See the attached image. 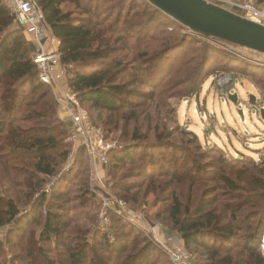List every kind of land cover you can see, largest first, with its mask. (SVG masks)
<instances>
[{
  "label": "trees",
  "instance_id": "trees-1",
  "mask_svg": "<svg viewBox=\"0 0 264 264\" xmlns=\"http://www.w3.org/2000/svg\"><path fill=\"white\" fill-rule=\"evenodd\" d=\"M33 1L41 9L51 35L60 41V64L66 69L69 87L81 104H88L94 111L99 112L97 118L90 114L91 119L104 130L106 137L112 130L123 129L124 137L131 136L133 142L141 141L137 146L141 151L148 150L150 145L159 147L167 143L166 138L169 134L166 125L160 120L162 113L156 116L152 108L158 97L163 98L159 87L168 77L171 82H177L181 87L189 85L183 91L184 96L187 97L199 93L202 83L213 74L215 64L220 63L219 68L224 72L243 71L251 78H255L264 92V68L261 65L251 61L246 62L232 56L226 50L212 48L206 44H203V48H194L191 53H186L178 63L179 66L175 68L176 62L181 58V53L178 54L180 47L191 37L187 34L177 41V36L172 35L174 31L172 34H166L165 29V31L160 29L167 23L175 24L182 30L186 27L147 0H103L117 4L115 10L118 12L112 20L99 14L102 0ZM94 2L96 5L92 4ZM129 2L131 5L142 2L144 8L141 12L132 14V11H126V17L139 16L141 20L132 22L131 19H126L125 25L120 28L123 11ZM68 4H74V10L65 9ZM163 19L167 22H162ZM14 22L10 8L0 0V191L3 193L0 194V226L14 221L18 226H23L24 221L30 224L34 222L32 215L45 202L44 196L34 200L35 194L44 184V179L41 177L56 174L58 166L71 151L69 131L65 123L56 117L59 104L54 96L53 87L41 80L40 69L34 62L36 48L24 31L14 26ZM115 29H121L124 34L116 36L118 32ZM151 32L154 33L150 34L149 39L146 38ZM133 33L138 35L134 44L129 37ZM212 39L225 42L217 38ZM119 43H123L124 46L121 45L119 48ZM136 43L141 44V47ZM122 50L126 52L127 60L132 57L128 60L130 64L125 62L124 56H118ZM172 52L177 54L168 57ZM161 55L165 56L160 58ZM150 57L158 58L150 59ZM225 60L226 62L223 63ZM138 63L146 65V69ZM148 63L151 65L149 68ZM125 78L129 80L120 83ZM143 86H147L149 90H142ZM135 99L142 100L136 102ZM148 103L150 104L147 105ZM144 105L152 109L145 116H143L144 110H140ZM167 105V103L162 105L160 111ZM182 132L191 135L186 141L189 142L188 147L198 152L181 159L190 161L192 164L190 171L195 175L194 171L203 169L204 165L200 163L207 161L206 154L201 152L197 134L185 130ZM66 138L69 144L65 142ZM142 143L150 145L146 146ZM133 148L115 150L109 154V161H115L113 174L120 169V163L136 159L138 150ZM183 150L188 151V148ZM86 155L85 150L81 149L76 163L84 164ZM179 168L181 169L180 163L177 162L170 175L171 179L178 182L185 179ZM21 172L25 178H21ZM157 173L150 175L146 184L142 182L135 186L138 191L135 192L133 199L129 195L134 189V184L129 185L124 183L123 179H119L115 183V190L122 192V195L119 193L121 197L138 204L141 198L140 191L144 193L142 197L146 198L150 194L156 195L164 186L159 181ZM70 175L66 178L71 181ZM225 179L224 188L234 190L231 189L234 181L229 177ZM8 184L11 190L23 187V191L26 192L23 201L25 204L33 203L31 210L21 212L18 199L10 194L7 198L8 193L4 191ZM76 187L79 190L87 188L84 190V195L88 198L92 195L89 188L86 185L82 186L81 182H78ZM168 187L172 189V184ZM61 193L66 197L71 190L67 188ZM169 201L167 221H170L174 229L181 233L185 248L205 249L202 255L205 258L204 264H264V251L261 249L264 244L263 223L258 236L246 235L242 242H237L238 233H244L250 225V219H242L244 214L238 216L243 205L238 204L235 210V206L233 208L228 204V207H231L228 212L232 215L221 217L217 213L220 203L217 196L201 198L194 210L189 208L184 210L182 201L175 191L171 192ZM67 217L66 212L60 214L50 207L45 214L41 240L55 236L61 242V239L66 237L69 239L70 235H73L70 239L77 242V245L68 253V264H88L91 246L89 243L91 240L88 238L90 230L85 229L84 224L67 222L65 220ZM111 219L112 231L117 235V240L111 241L108 235L102 232L104 236L98 242H101V246L105 249L104 254L110 255V258L94 257V264H121L119 256H122L125 264H162V258L154 256L151 260L147 258L152 246L147 237L143 238L144 242L135 244L138 239L136 238L134 245L132 244V236L135 232L139 233V228L126 223L115 214H112ZM74 229L75 234L68 232ZM17 230L22 231L23 235L28 231L23 227H18ZM218 238L227 240L225 245L217 242ZM99 244L92 243V248H96ZM238 247H243L245 251H237ZM30 252H33L29 253L30 256L35 253V251ZM37 252L40 256L44 254L41 248ZM31 262L30 260L29 263ZM44 264H57V262L45 260Z\"/></svg>",
  "mask_w": 264,
  "mask_h": 264
},
{
  "label": "rangeland",
  "instance_id": "rangeland-1",
  "mask_svg": "<svg viewBox=\"0 0 264 264\" xmlns=\"http://www.w3.org/2000/svg\"><path fill=\"white\" fill-rule=\"evenodd\" d=\"M92 4L96 5V2ZM100 4L102 9L99 11V14H102V17L109 18L110 20L115 19L114 16L116 12H118L115 10L117 4L115 2L103 0ZM64 8L74 10L75 5L68 4ZM143 8L144 5H142V2H137L133 5H131L130 2L127 3L123 11L124 13L122 14L123 19L120 28L123 24L125 25L124 21L126 19H131L132 22L141 20L139 16H131V18L126 17L127 10H129V12L132 11V14H136V12H141ZM112 15L113 17H111ZM162 22H167V20L163 19ZM14 26L17 27L15 23ZM160 29H165L166 31H164L166 34H172V31H174L172 35L174 37L177 36V41L184 38L187 34L191 37L187 39L185 45L180 47L178 54L181 53V58L176 62L175 68L179 66L178 63L181 62L186 53H191L194 48H203V44L212 46V48L226 50V52L232 56L246 62L257 59L264 64V54H258L251 49L195 35L192 34L189 29L185 28L182 30L172 23H167V25L161 26ZM115 31L118 32L116 36L124 34L121 29H115ZM152 33L154 32L149 33L146 38L149 39ZM47 35L49 43L46 51H59L60 41L54 39L48 29ZM129 37L132 44H134L138 35L133 33ZM121 45L124 46L123 43H119V48H121ZM136 45L141 47L139 43H136ZM175 54H177V52L169 53L168 57L171 58ZM165 55H161L160 58H163ZM118 56H124L125 62L130 64L128 60L132 57H129L127 60L124 50L120 51ZM152 58L158 57H150V59ZM226 60L223 61V63H225ZM138 64L146 69V65L141 63ZM150 66L151 65L148 63V68ZM219 66L220 63L215 64L213 67V74L202 83L198 94H192L187 97L186 95L184 96L183 91L189 85L181 87L177 82H171L170 77L166 78V80L160 84L159 92H162L163 98L158 97L152 109L156 112V116H158V113H162L160 120H162V124L166 125L167 133L169 134V137L166 138V144L156 147L148 143H142L146 144V146H150L148 150L141 151V149L137 147L141 144V141L133 142L131 141V136L124 137L123 129L108 132L109 135L107 138L117 146L114 151H123L128 147H134L133 150H138L136 159L131 162L126 161L125 163H120V169L114 174V160H110L109 165L105 166L86 155V160H84L85 163L78 165L76 160L81 149L78 150L75 159H69L74 150V145L70 141L71 117L65 112L64 105L62 107L63 103L61 104V101L70 105L68 100L73 91L68 85L66 69L62 67L61 64L55 68L53 71L54 74L52 75H55L54 78L56 77V80L50 85L53 87L54 96L59 104L56 117L65 123L66 129L69 131L68 140L71 143V151L66 159L58 166L56 174L53 176L44 175L41 177L44 179V184L35 194L34 200L44 196L45 202L37 212L32 215L34 222L30 224L24 221L22 224L23 226H18V223L14 221L13 223L11 222L4 226H0V264H31L32 262L34 264H44L45 260H54L57 264H68V253L77 245V242L70 239L73 235H70L71 237L69 239L67 237L61 239V242H59L55 236L41 240V231L44 227L45 214L50 207H53L54 210L60 214H62L63 211L66 212L68 217L65 220L67 222L79 223L80 225L84 224V228L90 230L88 238L91 240V242H89L91 246L89 258L87 259L88 264L95 263L93 260L94 257H101L104 259L110 258V255L104 254L105 249L101 246V242H98L99 239L104 236H102V232H104L106 236L108 235L107 237H109L111 241L117 240V235L112 231L113 220L107 232L100 229L104 221L102 216L105 210V205L102 202L104 194L112 196L115 203L123 202L125 204V210H123V212L127 217L134 220L137 219L134 222H130L128 218L120 214L112 213V211L110 213L111 216L115 214L126 223L139 228V233L135 232L132 236V244L144 242L143 238L147 237L149 242L152 243L147 258L150 260L152 256L162 258V264H172L170 261V253L172 251H186L189 254V264H204L205 260L202 256L205 252L203 250L205 249L192 247L188 250L185 248L181 233L174 229L170 221H167V212H169L170 208L169 198L172 191L178 193L184 210L187 208L194 210L201 198L205 196H217V198H219L220 203L217 213L220 214L221 217L227 215L231 216L232 214L228 212V209L231 207L234 208L235 206L236 210L238 204L243 205L238 216L244 214L242 219H250V225L244 233H238L237 242H242L246 235L248 237L251 235L258 236L261 231L262 223L264 224V119L261 114L257 113V109L262 110L264 106V92L255 81V78H251L243 71H233L234 73L238 72L242 77L241 80L237 79L235 81L231 91L238 93L242 103L245 105L240 106V103L234 104L231 101L225 103L228 93L225 89H218L216 83L212 80L215 76L224 73ZM262 68H264V65H262ZM225 72L230 73L232 71ZM63 79L64 81H61ZM128 80V78L122 79L120 83L127 82ZM63 83H66V86H63ZM253 85L260 89L261 96L260 100L255 105L251 104L249 100L251 95L250 92L254 94L256 92ZM132 86L136 87L137 85ZM142 90L147 91L149 88L143 86ZM141 100L142 99H135L136 102ZM145 101L148 102L147 100ZM166 103L168 104L167 107L160 111L162 105ZM149 104L150 103L147 105ZM147 105L142 106V109H140L144 110L143 116L149 114V111H152ZM79 107L81 111L87 112L89 115L93 114L96 118L99 114V112L94 111L88 104L79 103ZM243 108L246 112V119L249 122L247 126L240 122L238 116L239 110ZM183 130L188 133L197 134L201 144V152L206 154L207 161L204 160L200 163L204 165L203 169L194 171L195 175L191 173L192 164L190 161L181 160L182 158L185 159L188 156L198 153L196 149H190L188 147L189 142L186 141L191 138V135L184 134L182 132ZM68 140L67 138L65 139L67 144H69ZM171 144L174 146L172 147ZM184 148H188V151L183 150ZM161 152L163 154H161ZM177 162L180 163V172L185 175V179L179 182L171 179L170 176ZM157 171L161 174L157 173ZM72 172L74 173L72 174ZM155 173L159 175L158 179L164 186L161 187L156 195L150 194L146 198L142 197L144 193L140 191L141 198L138 204L121 197L120 194L122 195V192L115 190V183L119 179H123L124 183L129 185L134 184V189L129 195L133 199L135 192L138 191V189H135V186L142 182L146 184L150 175ZM20 174L21 178H25L22 172ZM67 175H70V177L72 176V182L70 179L66 178ZM226 177L234 181V185L231 187V189L234 190L230 191L224 188ZM78 182H81L82 186L86 185L89 188V192L92 194H90L91 196L89 195V198L84 195V190L87 188L79 190L78 187H76ZM169 184H172V189L168 187ZM6 187L4 192L8 193L7 198H9L10 194V196H14L16 200L18 199L21 212L31 210L33 203L25 204L23 201L26 193L23 191V187H18L14 190L9 188V184ZM67 188H70L71 193L64 197V193L61 192L64 190L66 191ZM213 191L215 192L213 193ZM0 194L3 193L0 191ZM61 196L62 198H59ZM69 196L72 198L68 199ZM247 200L249 201L246 205ZM228 204L231 205L230 208ZM142 216L147 217L151 222H159L161 225L160 229H156L154 232H148V226L143 224V222L140 221L141 219H139ZM18 227H23L25 230L28 229L27 234L23 235L22 231L18 232ZM75 229L69 230L68 232L75 234ZM136 238H138L136 240L137 242H134ZM217 242H221L225 245L227 240L218 238ZM92 243L96 245L100 243L98 245L100 247L96 246V248H92ZM39 248L44 251V254H41V256L37 252ZM261 249L264 251V244L261 246ZM242 250L245 251L243 247L237 248V251ZM30 251H35V253L30 256L29 253H33ZM121 257L119 256L120 263L125 264L124 259ZM30 260L32 261L31 263H29Z\"/></svg>",
  "mask_w": 264,
  "mask_h": 264
},
{
  "label": "built area",
  "instance_id": "built-area-1",
  "mask_svg": "<svg viewBox=\"0 0 264 264\" xmlns=\"http://www.w3.org/2000/svg\"><path fill=\"white\" fill-rule=\"evenodd\" d=\"M208 3L215 4L224 9H227L233 13H236L242 17L253 20L264 25V0H205ZM3 2L10 8L17 27L22 29L24 33L29 37L33 46L36 48V55L34 62L40 69V78L43 82L52 84L55 81L53 71L60 65L61 54L59 51L47 52V46L49 43L47 35V27L45 24L44 16L41 9L35 4L33 0H3ZM192 34L199 35L191 32ZM201 36V35H199ZM206 38V37H205ZM56 39V38H54ZM57 40V39H56ZM60 44V43H59ZM251 62L264 65L260 60H250ZM241 75L236 72H224L219 76H215L212 80L216 83L218 89H225L227 98L225 103L231 101L229 95L234 93L231 91L234 83L237 79L241 80ZM256 101L258 102L261 98L260 89L255 85ZM238 94V93H237ZM262 94V93H261ZM69 99V98H68ZM70 105H67L61 101L62 107L64 105L65 112L71 117L70 123V141L74 145V150L70 155V160L76 158V154L79 149H84L87 155L100 162L101 164L109 165V154L114 151L117 146L111 142L104 133V130L97 126L91 119L87 112L81 111L79 107V100L75 93H72L68 100ZM232 102V101H231ZM238 103L240 106H244L239 95ZM81 104V103H80ZM264 109V106L262 110ZM262 110L257 109V113L261 114ZM240 111V110H239ZM242 114H238L240 122L243 125H248L246 119V112L241 109ZM262 115V114H261ZM105 205V210L102 213L103 223L100 227L103 231H106L111 227V211L112 213L120 214L123 217L127 215L123 212L125 210V204L123 202L115 203L112 196L105 195L102 199ZM128 221H136L137 219L128 218ZM139 219L148 226V232H154L156 229H160L159 222H151L147 217L142 216ZM189 254L186 251H172L170 253V261L172 264H189Z\"/></svg>",
  "mask_w": 264,
  "mask_h": 264
},
{
  "label": "water",
  "instance_id": "water-1",
  "mask_svg": "<svg viewBox=\"0 0 264 264\" xmlns=\"http://www.w3.org/2000/svg\"><path fill=\"white\" fill-rule=\"evenodd\" d=\"M166 15L206 38H217L264 54V25L205 0H147ZM230 100L238 103V94ZM250 103H257L250 95ZM242 114V111H239ZM264 119V109L261 112Z\"/></svg>",
  "mask_w": 264,
  "mask_h": 264
},
{
  "label": "crops",
  "instance_id": "crops-1",
  "mask_svg": "<svg viewBox=\"0 0 264 264\" xmlns=\"http://www.w3.org/2000/svg\"><path fill=\"white\" fill-rule=\"evenodd\" d=\"M58 73H59V72H58ZM53 74H54V73H53ZM59 74H60V73H59ZM59 74H58V75H59ZM54 76H55V75H54ZM55 78H56V77H55ZM55 80H56V79H55ZM61 81H64V79L61 80ZM62 85H63V86H66V83H65V84L63 83Z\"/></svg>",
  "mask_w": 264,
  "mask_h": 264
}]
</instances>
